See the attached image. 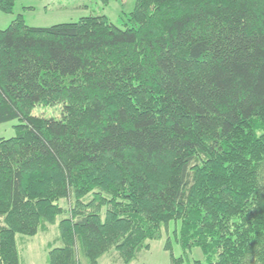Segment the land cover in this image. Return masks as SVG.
<instances>
[{"label":"trees","instance_id":"1","mask_svg":"<svg viewBox=\"0 0 264 264\" xmlns=\"http://www.w3.org/2000/svg\"><path fill=\"white\" fill-rule=\"evenodd\" d=\"M128 21L0 31V125L17 122L0 139V264L54 225L46 264H129L171 223L202 254L167 244L171 264H264V0H136Z\"/></svg>","mask_w":264,"mask_h":264},{"label":"rangeland","instance_id":"2","mask_svg":"<svg viewBox=\"0 0 264 264\" xmlns=\"http://www.w3.org/2000/svg\"><path fill=\"white\" fill-rule=\"evenodd\" d=\"M136 0H14L11 13L0 9V31L6 30L12 21L21 16L28 27L49 28L61 24L75 23L89 16H105L110 23L124 29L130 26L129 18L134 10ZM32 116L59 119L61 105L51 107L37 106L32 110ZM17 122L0 125V139H9L15 136L14 126ZM65 207L63 202H60ZM63 207V208H64ZM58 218L57 221H59ZM179 225L171 223L167 230L162 231L158 241H151L147 250L139 253L137 258L129 264H171L170 251L175 258H183L192 263L201 261L202 254L199 249L184 252L177 244L176 234ZM176 233V234H175ZM57 228L49 226L47 233H38L27 238L16 237L20 264H46L48 251L57 246ZM80 264H88L81 258ZM99 264H123L115 252L104 255Z\"/></svg>","mask_w":264,"mask_h":264}]
</instances>
